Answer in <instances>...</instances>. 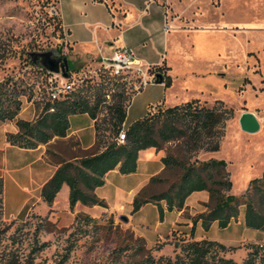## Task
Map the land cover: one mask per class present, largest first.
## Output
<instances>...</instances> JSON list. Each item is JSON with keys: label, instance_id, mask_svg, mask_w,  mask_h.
I'll return each mask as SVG.
<instances>
[{"label": "rangeland", "instance_id": "374dc122", "mask_svg": "<svg viewBox=\"0 0 264 264\" xmlns=\"http://www.w3.org/2000/svg\"><path fill=\"white\" fill-rule=\"evenodd\" d=\"M57 1L55 4L54 0L48 3L44 0H0V52L5 50V59L0 61V81L11 76L14 80L29 78L30 83L35 82L32 99H21L19 113L25 121L35 119V102L46 100L52 87H65L64 94L83 80H96L99 73L97 61L89 59L81 62L85 58L81 53L86 45H74L71 53L59 31H54V19L59 18V12L68 16L72 31L75 33L81 29L82 38L92 40L93 36L89 32L96 31V22L101 23L108 18L106 11L99 5L88 6V14L92 17L85 18L86 8L81 3L76 13L70 14V0ZM160 1L167 9L170 8L168 0ZM174 1L186 12L182 14L181 21L189 22L193 14L200 21L198 26L201 28L221 27L226 30L228 37L242 33L236 39L231 40L227 36L222 39L221 65L215 69L221 67L220 73H224V76L207 74L212 71V66L195 61V75L188 84L191 95H201L198 99L201 104L211 108L215 101H222L224 107L232 112L221 127L223 137L217 154L199 152L196 158L206 160L215 156L225 161L232 183L229 193L241 195L249 181L259 178L264 171V0H237L246 11L238 23L228 19L227 10L225 16L217 15L221 5L227 6L226 9L231 8L232 0ZM208 9L216 12V16H208ZM84 21L86 25L82 26ZM97 33L102 34L103 30L98 29ZM51 50H59L67 58L71 69L68 79L61 74L40 73L28 64L31 63V54ZM226 55L242 56L244 59H227L225 63ZM177 74L180 75V71ZM129 90L130 86H125V93H129ZM116 91L120 92V88ZM106 100V105L112 104L110 96ZM246 112L253 113L260 123V129L255 134H247L239 127V118ZM104 115L105 112L99 115V123ZM74 122L85 127L81 117L74 119ZM82 133L88 140L91 139L88 130ZM105 140L110 142L113 137L106 133ZM166 149L173 151L175 145H165L164 151ZM143 175H108L105 186L97 190V198L105 201L110 211L93 219L81 215L78 221L67 220L69 217L65 213L61 214L59 223H53L47 219L48 216L33 213L16 219L3 218L1 214L0 264H6L12 258L17 264H56L67 253L68 259L64 264H186L180 246L189 242L191 226L176 225L171 230L173 216H168L160 223L158 209L152 204L135 213L131 212L132 201L139 191L137 183ZM164 187V184L157 185L155 190ZM57 203L62 210L65 203L63 198L60 197ZM190 214L193 213L186 210L181 215L183 222L192 220L195 215L192 217ZM120 216L126 217L127 223L122 222ZM57 217L59 220L60 215ZM83 217L90 218L91 222L87 224ZM238 222H232V226L227 229L213 226L206 235L226 244L227 252L219 253L220 257L242 264L257 244L264 245V236L246 229ZM204 232L203 229L197 230L199 235ZM138 240H142V243ZM32 250H36L35 253ZM260 260L257 259L256 264H264ZM206 264H212V261L208 260Z\"/></svg>", "mask_w": 264, "mask_h": 264}, {"label": "trees", "instance_id": "16d2710c", "mask_svg": "<svg viewBox=\"0 0 264 264\" xmlns=\"http://www.w3.org/2000/svg\"><path fill=\"white\" fill-rule=\"evenodd\" d=\"M48 3L49 0H44ZM96 1V0H95ZM57 4L58 1L54 0ZM55 30L61 38L63 31L61 19H54ZM1 51V50H0ZM59 52V50H57ZM60 53V52H59ZM62 54V53H61ZM5 59V50L0 52V61ZM40 73H47L38 64L28 63ZM71 71V69L69 68ZM161 75L160 72L156 75ZM162 76V75H161ZM69 78V77H68ZM67 78V79H68ZM165 87L170 86L169 78L162 76ZM35 82L29 78L14 80L7 76L0 81V122H15L17 133L7 134L11 145L23 149H35L46 145V155L57 168L52 177L45 183L40 197L51 207L61 187L66 185L70 210L76 204L84 207L106 208L105 203L97 198L95 189L105 184V176L117 169L121 175L133 174L137 170L139 152L147 149L164 151V146L175 145V149L164 151L161 158L163 171L150 178L132 201V213L139 211L147 204L155 205L159 218H163L161 202L166 211H181L186 199L193 193L206 192L208 202L202 204L205 211L195 215L191 220V241L180 246V252L187 260L186 264H236L219 256L226 253L227 248L214 241H194L195 226L200 222L204 231H208L213 223L219 229H226L239 219L243 210V223L246 229L264 233V171L259 178L249 181L248 187L241 195H233L227 164L223 160L196 158L199 152L216 153L219 151L223 137L221 127L231 116V110L224 107L222 101H215L208 108L199 100H193L170 108H154L145 116L131 123L126 129L123 123L131 98L136 92L125 93L126 83L120 77L112 76L99 69L96 80H83L80 85L73 86L61 94L59 99L35 102V119L25 121L18 119L22 98L31 100ZM120 92L117 93V89ZM107 96L112 104L106 105ZM106 105V106H105ZM50 109L53 111L50 112ZM105 112L101 123L98 117ZM87 114L94 121L95 141L91 148L83 150L75 138L67 137L69 117ZM124 131V141L117 144L115 138ZM108 133L113 140H105ZM54 141V143H52ZM170 173V174H168ZM164 184L163 189L155 190L157 185ZM2 190L0 179V215L2 214ZM81 216H76L78 221ZM86 223L91 219L83 217ZM44 220V219H43ZM142 243V240H138ZM36 250H32L35 253ZM262 252V254H260ZM264 263V249L258 247L247 255L242 264H256L257 259ZM68 253L56 264H64ZM6 264H17L12 258Z\"/></svg>", "mask_w": 264, "mask_h": 264}, {"label": "crops", "instance_id": "0c3cea01", "mask_svg": "<svg viewBox=\"0 0 264 264\" xmlns=\"http://www.w3.org/2000/svg\"><path fill=\"white\" fill-rule=\"evenodd\" d=\"M168 2L171 3L169 9L160 0H70V14L76 13V10L80 8V3L83 8H86V13H84L85 18L92 17L88 14V6L99 5L106 11L108 18H105L101 23L96 22L94 25L96 31L92 32L91 30L89 32L93 36L92 40L82 38L83 32L81 29L74 33L68 21V16L62 15L58 9L63 31V41L71 49V53H73L74 45H86V49L82 50L81 53V56L85 58H82L81 62L89 59L99 62L100 56H110L114 48H129L132 50L136 60L150 68V74L156 75V73L160 72L164 78H169L171 83L169 87H165L164 82L160 84L154 83L153 85L146 86L142 92L136 93L131 98L127 107L125 122L123 123V128L125 129L134 121L145 116L149 110L156 107L170 108L198 100L201 95L197 93L191 95L188 85L195 75L193 70V63L195 61L212 66V71H205L209 75L211 73L217 74L218 76L225 75L224 73H220L222 71L221 67H218V69L215 68L221 65V55L223 52L222 39L224 36H227L226 30L221 27H212L211 29L201 28L198 26L200 25V21H197L193 14L190 15L192 17H189V22L187 20L181 21L182 14L185 15L186 12L179 8L176 1L168 0ZM226 7L221 5L217 15L225 16L227 10L226 14L228 19L233 20L235 23H238L244 18L246 11L237 0L231 1V8L226 9ZM207 13L208 16H216V12L211 9H208ZM195 21L196 24H194ZM222 22L224 23L225 20ZM81 24L85 26L86 22L84 21ZM167 26L168 29H165ZM190 26L192 27L191 29L188 28ZM98 29H102L103 33L98 34ZM237 36H227V38L232 40L236 39ZM224 58L225 63H227V59L232 61H241L244 59L242 56L233 55H226ZM226 67L225 64V70ZM178 71H180V75L177 74ZM167 100L169 103H167ZM77 117H81L82 121H85L83 122L85 127L76 125L74 119ZM17 118L22 120L21 113H19ZM29 121H32V119ZM84 130L90 132L91 139L88 140L83 135L82 131ZM17 131L14 121L0 122V179L3 184V218L16 219L33 213L39 216H48L47 219L49 221L59 223L62 220L61 214L65 213L69 217L67 220H71L75 219L77 215H87L93 219L110 211L105 201L106 208L96 206L84 207L81 204H76L70 210L68 204L69 190L66 185L61 187L51 207L43 203L40 197L41 189L52 177L57 167L49 161L46 155V145H39L35 149H23L11 145L6 135L15 134ZM69 138L77 139L83 150L91 148L95 141L94 121L87 114L70 116L67 137L62 141H66ZM211 154L216 155L217 152ZM163 157V151H156L155 149L141 151L138 155L137 170L135 173L121 175L115 169L107 173L105 176V184L110 174L117 173L120 177L144 174V177L137 183L140 191L148 184L150 178L161 174L163 171L161 158ZM209 159L219 160L215 156ZM100 188L95 189L94 193L96 196L97 190ZM60 197L65 202L62 210H60V206L57 203ZM207 202L208 194L206 192L191 194L186 199L184 208L181 211L174 210L168 212L166 211L165 203L161 202L160 206L163 209V218L160 220V223H163L168 216H173L174 223L171 230L176 225L190 227L192 226L191 221L184 220L183 222L184 218L181 215L186 210L193 213L190 214L192 217L200 214L205 211L202 204ZM58 215H60L59 220ZM129 218L132 220L131 217ZM238 221L244 225L243 210L240 211ZM213 226H216V223H213L210 228ZM230 226H232V223ZM201 229L203 228L200 222H198L195 226L194 241L208 240L218 242L224 246L226 245L221 241L207 236L208 231L199 235L197 230ZM254 232L264 236L263 232ZM188 241L191 240L189 239Z\"/></svg>", "mask_w": 264, "mask_h": 264}, {"label": "built area", "instance_id": "2783aa9c", "mask_svg": "<svg viewBox=\"0 0 264 264\" xmlns=\"http://www.w3.org/2000/svg\"><path fill=\"white\" fill-rule=\"evenodd\" d=\"M151 1V0H149ZM168 29V26L165 28ZM100 70L110 73L112 76L120 77L121 82L129 85L131 91L139 92L149 84L155 83V75L150 74V68L142 65L135 59L133 52L129 48H114L110 56L99 57ZM48 73V72H47ZM65 87H52L49 92L51 100L59 99L60 95L65 91ZM107 98H109L107 96ZM53 110L50 109V112ZM124 131H120L115 141L122 144L124 141ZM260 250L264 249L263 244H257Z\"/></svg>", "mask_w": 264, "mask_h": 264}, {"label": "water", "instance_id": "95a60500", "mask_svg": "<svg viewBox=\"0 0 264 264\" xmlns=\"http://www.w3.org/2000/svg\"><path fill=\"white\" fill-rule=\"evenodd\" d=\"M33 64L40 65L48 73L61 74L63 78L68 77L69 63L65 56H61L58 51L51 50L44 53H34L30 55ZM162 83V76L155 75V84ZM239 127L241 131L247 134H255L260 129V123L253 113H243L239 118ZM119 219L127 223L128 219L120 216Z\"/></svg>", "mask_w": 264, "mask_h": 264}, {"label": "flooded vegetation", "instance_id": "af4514ba", "mask_svg": "<svg viewBox=\"0 0 264 264\" xmlns=\"http://www.w3.org/2000/svg\"><path fill=\"white\" fill-rule=\"evenodd\" d=\"M57 51V50H56ZM59 53V52H58ZM61 56H63V54L59 53Z\"/></svg>", "mask_w": 264, "mask_h": 264}]
</instances>
